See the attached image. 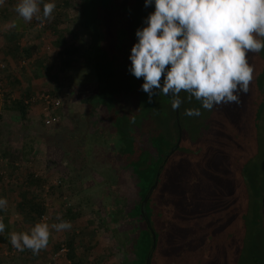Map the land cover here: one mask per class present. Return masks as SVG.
I'll return each mask as SVG.
<instances>
[{
  "label": "rangeland",
  "instance_id": "rangeland-1",
  "mask_svg": "<svg viewBox=\"0 0 264 264\" xmlns=\"http://www.w3.org/2000/svg\"><path fill=\"white\" fill-rule=\"evenodd\" d=\"M10 4L0 5V60L6 66L0 72V189H5L6 184V190L27 192L28 197L41 200L49 225L65 220L70 212L66 221L72 227L53 231L50 246L38 255L11 248L16 256L6 254L8 260L1 264H127L134 258L129 234L135 221L127 217V212L140 201L136 175L121 161L115 162V172L107 157L105 160V153H111L118 144L114 134L109 133L103 111L90 110L86 105L96 87L83 60L90 40L79 30V11L71 4L65 10L56 9L53 18L43 23L36 19L25 23ZM137 10L147 16L154 8L141 6ZM117 16L123 17L120 10ZM17 20L23 22L25 30H12L11 25L18 24ZM52 28L57 29L64 43L78 48L77 61L67 70L61 68ZM5 36L18 40L21 48L36 45L37 53L24 60L5 56L1 52ZM254 57V53L248 54L251 65ZM255 71L257 68L248 92L240 95L238 104H220L207 110L205 120L209 122L205 133L199 135L203 159L199 163L202 178L196 189L198 200L193 197L177 201L176 222L166 229L158 256L165 254L170 258L175 255V248L186 247L182 264H254V260L264 264V215L259 208L264 192V79L257 83ZM41 94L61 99L62 107L56 111L61 119L57 126H42L40 106L36 103L27 105L24 121L9 106ZM187 106L203 110L198 101H190ZM256 109L260 114L254 132L252 116ZM197 122L198 117H188L189 126L194 127ZM117 132L121 138V128ZM198 133L191 131V136ZM184 170L182 164L167 171L163 193L168 200L171 196L170 202L183 198ZM116 173L122 176V183L115 190ZM28 174L37 182L30 188L25 187L24 181ZM16 205L10 200L7 212L11 217L17 214L15 220L24 222L23 230L40 221L37 217L33 222L24 221ZM70 240L74 261L68 258ZM61 246L66 253H59ZM141 254L142 249L136 250L135 256Z\"/></svg>",
  "mask_w": 264,
  "mask_h": 264
},
{
  "label": "trees",
  "instance_id": "trees-1",
  "mask_svg": "<svg viewBox=\"0 0 264 264\" xmlns=\"http://www.w3.org/2000/svg\"><path fill=\"white\" fill-rule=\"evenodd\" d=\"M11 1L5 0L6 3L13 5L15 8L18 0ZM55 3L57 11L70 8L71 4L77 7L76 10L80 14L79 30L84 31L90 40L88 54L84 56L83 60L87 69H90L93 74L92 83L96 87V92L89 97L86 105L90 110L99 109L103 111L105 121L109 126V133L114 134V139L118 144V146L112 148L111 153L110 151L105 153V160L107 157L109 166L115 172L117 171L115 162L121 161L129 169L131 168L133 176L136 175L134 178L136 179V190L140 201L138 204L131 205L127 212V217L135 220L131 225L129 234V238L132 240L130 242L134 258L127 264H146L147 257H150L149 264H182L186 247L175 248V255L170 258L165 254L158 256L157 252L165 242L166 229L176 222L175 205L177 201L183 199L193 200V197L194 201L198 200L199 194L196 189L199 187V180L202 178L199 163L203 159L200 156L201 150H203L202 137H199V135L205 133V125H208L209 122L207 118L205 120L207 110L203 109L201 111L197 125L195 124L194 127L189 126L187 123L188 116L184 115V111L188 109L189 106L187 105L190 101L185 99L178 109L181 128L179 146L163 162L165 155L177 143L178 133L175 111L171 108V98L157 95L153 96L152 101L149 102L147 94L141 90L143 80L136 79L128 71L131 63L128 57L131 47L136 42L135 31L143 26L141 17H146L143 14L144 12L137 10V8L144 6V0H55ZM119 10L123 15L121 19L118 16L115 17ZM57 15L60 16L59 13ZM143 20L144 18L142 22ZM18 25L12 27V30H15L14 32L24 30L25 25L22 21L21 25ZM52 30L51 35L56 39L54 43L56 47H59L58 55L61 68L67 70L77 61L78 48L74 44L67 45L64 43L63 39L58 36L57 29L52 28ZM10 36L13 38L14 35ZM4 38L6 41L1 52L15 57L16 60L30 59L32 55L37 53L36 45L21 48L17 42L18 40L13 41L12 38L9 40L7 36ZM254 54L256 57L251 62L253 66L255 65L254 69L257 68L255 76L256 82L259 83L264 79L262 76L264 74V50ZM184 96L185 94L182 92L181 97ZM191 101L195 102L196 100L192 99ZM9 106L12 109L15 108L20 120H26L27 105L23 100L11 102ZM259 114L260 110L256 109L254 116H252L254 118V121H252L254 132ZM122 120H125V123H121ZM114 126L116 129H114ZM120 128L122 139L119 137V132H117ZM197 130L199 133L196 137L191 136V131ZM113 151L114 153H112ZM182 164L185 165V170L181 176V179L185 181L182 184L183 198L171 199L170 202L171 196L169 195L168 200L167 195L163 193L167 171L173 166ZM115 176L118 183L115 186L116 190L119 188V184L122 183V176L117 173ZM156 180L157 185L144 208L151 229L149 230L140 215V205ZM24 181L26 188H30L37 183L32 174H28ZM19 199L17 209L24 221L33 222L35 217L41 218L44 213L41 200L36 197H28L27 192L19 193ZM259 208L264 215L263 191L262 198L259 199ZM70 216L71 213L67 212L64 219L66 220ZM151 231L155 237L154 247ZM72 243V240L68 243V258L74 261ZM141 249L142 254L135 256L136 250ZM253 263L258 264L256 260Z\"/></svg>",
  "mask_w": 264,
  "mask_h": 264
},
{
  "label": "clouds",
  "instance_id": "clouds-1",
  "mask_svg": "<svg viewBox=\"0 0 264 264\" xmlns=\"http://www.w3.org/2000/svg\"><path fill=\"white\" fill-rule=\"evenodd\" d=\"M150 6L154 10L135 31L128 57V71L143 80L141 90L148 101L157 95L170 97L174 111L185 99H195L209 111L238 104L253 79L248 54L264 50V0H144V7ZM56 7L55 0H18L14 10L25 23H43L53 18ZM184 115L199 117L201 111L185 109ZM7 208V198L0 197V213ZM5 227L0 217V234ZM71 227L66 220L51 225L41 220L27 231L8 233V239L18 252L38 255L53 231Z\"/></svg>",
  "mask_w": 264,
  "mask_h": 264
},
{
  "label": "built area",
  "instance_id": "built-area-1",
  "mask_svg": "<svg viewBox=\"0 0 264 264\" xmlns=\"http://www.w3.org/2000/svg\"><path fill=\"white\" fill-rule=\"evenodd\" d=\"M24 64V62H22ZM5 69V64L0 60V72ZM1 93V91H0ZM3 95L0 94V106L2 105ZM26 105L38 104L40 106L42 114V126L44 128H52L57 126L60 123V117L56 114V111L62 107V102L60 98L50 96L49 94H41L39 96H33L28 101H24ZM59 183V182H58ZM47 220V217L44 215L41 216L40 221ZM17 251V250H16ZM18 252V251H17ZM59 253H66L64 246L60 247Z\"/></svg>",
  "mask_w": 264,
  "mask_h": 264
},
{
  "label": "crops",
  "instance_id": "crops-1",
  "mask_svg": "<svg viewBox=\"0 0 264 264\" xmlns=\"http://www.w3.org/2000/svg\"><path fill=\"white\" fill-rule=\"evenodd\" d=\"M16 23L21 25V21L20 20H17ZM24 30H25V28H24ZM19 31L20 30H17L16 32H19ZM5 56H7V54ZM14 165H16V164H14ZM1 183H2V181L0 180V185L2 187ZM4 185H5V187H4L5 189H3V190L0 189V197L7 198L8 202L11 200L14 204L15 203L19 204V202H20L19 193H14L12 189L11 190H6V184H4ZM10 188H11V186H10ZM16 207H17V205H16ZM15 211H16V209H15ZM6 212H7V210L5 212L0 213V217H3V221H4L5 225H6L5 232L3 234H0V264L3 263V260H5V259L8 260V258L4 257L6 254L10 253L11 257L16 256L15 254H13L14 251L11 249L13 247L11 246V244L9 242L8 233H10V232L27 231V229L23 230V228L25 227V224L23 225L24 222L20 223V222L15 220L17 214L15 216L11 217L8 214V212L7 213ZM50 244H51V238H50V241H49V246H50ZM15 260H16V258H15Z\"/></svg>",
  "mask_w": 264,
  "mask_h": 264
},
{
  "label": "water",
  "instance_id": "water-1",
  "mask_svg": "<svg viewBox=\"0 0 264 264\" xmlns=\"http://www.w3.org/2000/svg\"><path fill=\"white\" fill-rule=\"evenodd\" d=\"M175 119H176V126H177L178 139H177V143H176V145H175L174 148L171 150V152H169V155L167 156V158H168L170 155H172V154L174 153V151L178 148L179 143H180V140H181V128H180V124H179L178 109L175 110ZM157 177H158V175H157ZM156 185H157V180L154 182L153 186L149 189V191L147 192V194H146L145 197L143 198V200H142V202H141V205H140V215H141L142 219L144 220V222H145V224H146V226H147V228H148L149 230H151V229H150L149 221H148L147 216H146V214H145V210H144V208H145V204H146V202L148 201V199H149V197H150L152 191L155 189ZM151 234H152V241H153V247H154L155 237H154L152 231H151ZM149 262H150L149 258H146V264H149Z\"/></svg>",
  "mask_w": 264,
  "mask_h": 264
}]
</instances>
